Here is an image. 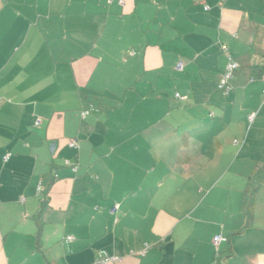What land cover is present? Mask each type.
Masks as SVG:
<instances>
[{"label": "crops", "instance_id": "0c3cea01", "mask_svg": "<svg viewBox=\"0 0 264 264\" xmlns=\"http://www.w3.org/2000/svg\"><path fill=\"white\" fill-rule=\"evenodd\" d=\"M0 5V264H264V0Z\"/></svg>", "mask_w": 264, "mask_h": 264}, {"label": "built area", "instance_id": "2783aa9c", "mask_svg": "<svg viewBox=\"0 0 264 264\" xmlns=\"http://www.w3.org/2000/svg\"><path fill=\"white\" fill-rule=\"evenodd\" d=\"M208 9L209 8L207 7L206 10H208ZM222 49H223L224 53L227 55L228 65H227L225 71L223 72V74L221 76V80L219 83V89L225 96H228L232 90L231 81L234 78V75L239 68V64L236 62L234 57L229 53V50L227 49L226 46H223ZM177 69L180 71L183 70V63H179L177 65ZM176 98L177 99H183L179 94L176 95ZM84 116H86V114H84ZM255 118H256V113H253L250 116V121L253 122ZM234 144L240 145L241 143L239 141L235 140ZM74 145L75 144H72L71 146H74ZM67 165H70V164L67 163ZM74 170L76 171L77 168H75ZM73 240H74L73 237L67 238L68 242H72ZM224 242H227V239L224 238L222 235L215 236L213 239V244L216 247H219ZM117 261H118V259L116 257L103 256L100 259H98L97 261H95L94 264H113V263H116Z\"/></svg>", "mask_w": 264, "mask_h": 264}, {"label": "rangeland", "instance_id": "374dc122", "mask_svg": "<svg viewBox=\"0 0 264 264\" xmlns=\"http://www.w3.org/2000/svg\"><path fill=\"white\" fill-rule=\"evenodd\" d=\"M0 6H2V5H0ZM9 9H10V11H8V12H11V11L13 12V9H12V8L9 7ZM2 24L5 25V22H3ZM3 28H4V27H3ZM8 39H9V41H10L11 44H13V45H17V44L20 42V40L23 39V41H24L25 38H22V37H19V38H18V37H17V38H13V37H12V38H8ZM16 42H17V43H16ZM12 47H13V46H12ZM7 54H9V53H7ZM177 76H178V75H177ZM231 82H232V81H231ZM175 94H176V92H175ZM174 96H175V95H174ZM262 96H263V100H264V90H263V94H262ZM252 125H253V123L249 120V123H248L247 128L250 129V128L252 127ZM248 129H247V130H248ZM235 140H237V139H235ZM235 140H234V141H235ZM237 141H239L240 143H241V142L243 143L244 140H237ZM242 143H241V144H242ZM257 151H258V153H259V152H263V153H264V146H263V148H259ZM176 215H177V213H176Z\"/></svg>", "mask_w": 264, "mask_h": 264}]
</instances>
